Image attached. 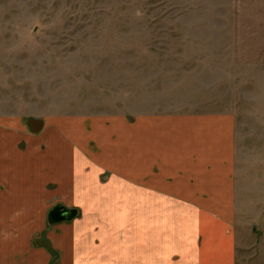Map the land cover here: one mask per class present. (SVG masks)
<instances>
[{"label": "rangeland", "instance_id": "obj_1", "mask_svg": "<svg viewBox=\"0 0 264 264\" xmlns=\"http://www.w3.org/2000/svg\"><path fill=\"white\" fill-rule=\"evenodd\" d=\"M220 113L235 120L236 264H264V0H0V120ZM58 205L83 211L51 201V228ZM112 213L126 243L128 209ZM10 214L0 213V264L56 254L45 233L27 243ZM135 228V247L110 235L100 244L134 259ZM85 236L57 242L64 261L96 255Z\"/></svg>", "mask_w": 264, "mask_h": 264}, {"label": "crops", "instance_id": "obj_2", "mask_svg": "<svg viewBox=\"0 0 264 264\" xmlns=\"http://www.w3.org/2000/svg\"><path fill=\"white\" fill-rule=\"evenodd\" d=\"M234 134L227 113L52 116L41 126L21 116L3 118L0 204L9 211L0 213L21 219L14 226L25 230L27 243L33 233L47 234L56 254L42 248L28 257L30 264L58 258L57 264H69L61 245L80 246L84 235L96 255L70 264H236ZM53 200L83 211L51 228ZM113 208L128 209L130 246L137 244L132 229L138 224L134 259L116 260L100 244L110 235L128 245L113 226ZM61 229L63 241L54 237ZM13 235L19 237L14 229Z\"/></svg>", "mask_w": 264, "mask_h": 264}, {"label": "water", "instance_id": "obj_3", "mask_svg": "<svg viewBox=\"0 0 264 264\" xmlns=\"http://www.w3.org/2000/svg\"><path fill=\"white\" fill-rule=\"evenodd\" d=\"M72 209L64 207V206H55L49 214V220H56L58 222H64V221H69L72 219L70 216V211Z\"/></svg>", "mask_w": 264, "mask_h": 264}, {"label": "trees", "instance_id": "obj_4", "mask_svg": "<svg viewBox=\"0 0 264 264\" xmlns=\"http://www.w3.org/2000/svg\"><path fill=\"white\" fill-rule=\"evenodd\" d=\"M79 215V213H78V211L77 210H75V209H72L71 211H70V216L72 217V219L71 220H73V219H75L77 216ZM71 220H69V221H71ZM51 221V223H59L58 221H56V220H50Z\"/></svg>", "mask_w": 264, "mask_h": 264}]
</instances>
